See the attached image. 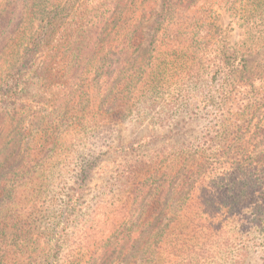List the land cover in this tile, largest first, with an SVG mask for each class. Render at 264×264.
<instances>
[{
  "label": "trees",
  "instance_id": "1",
  "mask_svg": "<svg viewBox=\"0 0 264 264\" xmlns=\"http://www.w3.org/2000/svg\"><path fill=\"white\" fill-rule=\"evenodd\" d=\"M207 1L161 0L149 49L141 35L152 12L147 0H83L76 7L61 0H4L0 6V53L24 23L38 21L12 73L7 93L13 90V102L28 95L22 72L33 68L40 94H65L67 105L84 101L92 120L99 113L95 122L101 126L113 117L129 119L133 111L134 119L140 117L143 103L167 88L165 74L168 81L180 80L184 95L194 90L195 101L209 94L205 105L211 103L213 125L195 144L150 151L126 168L127 220L98 248L103 263L124 252L126 264H205L218 257L244 264L251 249L259 250L250 241L264 233L258 227L264 218L252 216L253 210L264 214V65L250 70L244 55L218 54L210 32L197 42L209 26L215 31L205 20ZM240 1L244 24L264 32V0ZM220 78L223 83H216ZM52 79L59 81V93L50 90ZM195 101L175 105L189 111L202 103ZM11 105H0V211L2 196L9 199L13 191L7 184L31 171L36 143L48 135L41 126L35 141V133L25 132L35 114L23 118Z\"/></svg>",
  "mask_w": 264,
  "mask_h": 264
},
{
  "label": "rangeland",
  "instance_id": "2",
  "mask_svg": "<svg viewBox=\"0 0 264 264\" xmlns=\"http://www.w3.org/2000/svg\"><path fill=\"white\" fill-rule=\"evenodd\" d=\"M82 1L61 0V4L76 7ZM147 1V8L152 12L141 26L144 48L152 40L157 26L156 12L161 4V0ZM3 2L0 0V6ZM206 4V23L212 22L215 31L212 35L209 26L207 31L201 32L197 42L200 43L210 32L218 54L231 57L244 55L250 70L261 71L264 65V32L244 24V3L234 0L225 5L221 0H208ZM37 26L38 21L34 19L24 23L0 53V105L11 103L10 108L15 106L24 115L23 118L27 114H35L33 124L25 131L35 133V141L40 139L41 130L38 129L41 126L48 132L36 143L35 157L29 164L31 171L27 175H19L18 181L7 184V187H13L9 199L2 196L0 257L4 263L0 258V264H126L127 253L124 252L113 255L105 263L99 260L98 255L103 241L127 220L126 210L129 207L125 204L129 192L126 185L129 183L125 180L126 168L131 166L133 159L150 151L195 144L197 137L213 125L211 103L205 105V96L209 94L203 93L195 101L194 90L192 95H184L185 87L180 80L168 81L165 74L163 81L167 88L159 92L155 100L143 103L145 111L140 117L134 119L138 114L133 111L128 114L129 119L116 120L113 117L101 126L95 122L99 113L94 112L96 117L92 120L91 111L84 101L80 106L72 102L67 105L65 94L59 99L40 94L37 91L40 83L34 76L33 68L28 73L22 72L21 81L26 82L28 95L13 102L14 99L9 98L11 94L15 96L13 90L7 93L12 73L18 69V59L29 45ZM58 82L51 80V91L59 93L62 87ZM216 83L222 84V79H217ZM163 96H167L166 99ZM179 100L202 103L188 111L175 105ZM7 136L8 140L12 133ZM10 146L11 143L6 149ZM252 216L254 220L260 216L264 218V214L259 215L254 210ZM120 227L123 228V225ZM258 227L264 230V225ZM263 235V232H257L251 236L253 240L250 243L258 246L259 250L264 246ZM244 242L246 240L239 244ZM259 250L251 249L244 264H263L264 253ZM92 252L96 258L89 260ZM204 263L226 264V261L218 257Z\"/></svg>",
  "mask_w": 264,
  "mask_h": 264
}]
</instances>
